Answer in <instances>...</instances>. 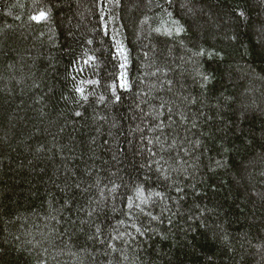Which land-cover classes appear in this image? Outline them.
<instances>
[{
    "label": "trees",
    "instance_id": "16d2710c",
    "mask_svg": "<svg viewBox=\"0 0 264 264\" xmlns=\"http://www.w3.org/2000/svg\"><path fill=\"white\" fill-rule=\"evenodd\" d=\"M44 7L51 8L48 22L29 19ZM167 12L186 34H162L170 24ZM112 37L127 48L123 70ZM201 47L220 55H194ZM86 51L97 57L93 67L82 62ZM74 61H81L82 73ZM121 71L131 90L118 89L122 99L114 104L108 85ZM199 71L212 77L205 87ZM72 76L99 79L100 86H88L96 95L87 103L76 102ZM142 100L143 112L160 103L173 107L175 123L165 134L183 141L189 153L178 148L179 155L190 166L172 174L185 189L169 192L178 197L169 201L172 223L165 213L163 223L151 225L155 231L124 250L122 264H264V0H0V264H38L44 248L53 255L63 249L59 264H107L99 245L86 239L90 229L69 241L50 235L61 226L49 217L76 218L96 195L95 188L85 193L75 183L83 188L99 175L102 183L127 185L120 189L125 193L152 175L141 167L148 152L137 128L151 135L145 126L151 119H142L136 107ZM75 111L83 116L74 117ZM65 199L74 200L72 212L53 211ZM116 203L120 207L119 197ZM118 218L110 210L100 217L106 229ZM80 248L95 253L96 261ZM109 258L121 261L119 253Z\"/></svg>",
    "mask_w": 264,
    "mask_h": 264
},
{
    "label": "snow or ice",
    "instance_id": "6c2138e0",
    "mask_svg": "<svg viewBox=\"0 0 264 264\" xmlns=\"http://www.w3.org/2000/svg\"><path fill=\"white\" fill-rule=\"evenodd\" d=\"M115 4H119V0H113ZM150 3L151 0H148ZM169 5L173 4V0H166ZM186 7V4L181 3L180 8L183 9ZM191 11V9H189ZM240 17H244L245 13L240 11L238 13ZM167 16L170 18L169 26H163V32L161 27H157L154 29L156 33H161L168 37L172 36H182L186 34L188 29L180 22L179 19L173 17L172 12H167ZM51 18V8L44 7L40 8L38 12L31 15L29 19L31 21H35L37 23L40 22H48ZM16 19H20V17H16ZM103 19V17H101ZM149 17L145 16L141 21L142 24L147 23ZM7 27H11L10 25ZM105 35L107 32V24L104 25ZM235 39V37H232ZM115 41L114 47L115 52L113 55L118 56L121 59V63L119 64L120 69H125L129 64L128 59V51L126 46L120 41L112 37ZM88 44H92V40L87 41ZM181 44L183 41L181 40ZM145 56H148V53H144ZM196 56H213L220 55L219 53H215L214 51H208L203 47L196 53ZM84 65L88 67H93L97 62V57L95 55L88 54L85 52L84 57L81 58ZM81 61H74L73 68L77 72V74L82 73L84 71L83 67H79ZM161 70L159 68L156 69L155 72L151 73L152 75H156ZM198 75H200L203 83L201 87H205L207 83L211 80V75L204 73L203 71H199ZM73 81H75L73 85V91L79 97L76 101L79 103L83 101L87 103L91 96H95L94 91H88V86H100L99 79H78L77 76L71 77ZM170 85L172 81H167ZM108 88L113 97L112 103H119L122 99L121 95L118 94V89L123 91L131 90V83L128 80V75L126 71H121L119 76L114 80ZM63 99L67 100V97H63ZM106 97L104 95H100L98 97L99 103H104L106 101ZM188 99L189 103L195 104V98H185ZM141 103H147L146 101H140L137 103L136 107L140 109ZM83 107V105H81ZM143 113L142 119L150 118L151 123L145 120V126L147 128L148 133L151 135H143L145 129L137 128V131L142 133L140 137L141 144L144 146V150L148 152V158L146 163L141 165L142 168L147 167L152 175H146L143 179L136 183L133 187L129 188V191L125 193H121L120 189L122 187H127V185H122L116 183L114 180L109 181L108 183H102L101 177L97 175L95 179V183L92 185H88L86 187L81 186L80 183H75L73 186L76 190L87 193L90 188L96 189V195L91 197L86 207H82L77 209L76 218H73L72 215L68 217H63L62 215H52L49 217L50 220L55 221L57 225L61 226V229H57L53 227L50 231V235H59V236H68L69 241H71L72 237L77 233H84L85 229H90V233L86 236V239L89 241H94L99 248L97 252H100L101 249L102 255L106 258L107 264H113L111 255L113 253H119L121 257V261L119 264H122L123 260H127V255L124 254V250L131 248L132 244L135 242L137 236L145 237L149 235V233L155 231L151 227L154 222L163 223L164 214L169 213L168 223H172V216L176 215V213L172 212V209L169 207V201L177 200L178 197H173L169 194L170 190H174L177 194L184 193L185 189L180 187L179 184L173 179L172 174L177 171H187L186 166L188 165V161L184 160L180 155L178 148L183 150L185 155L189 153V149L183 146V141L178 140L177 136H172L169 139V136L165 134V129L171 127L172 124L175 123L171 119L174 109L172 106L167 105L166 103H160L158 107H150V111L143 112V109H140ZM165 111L167 112V117H165ZM181 122L187 121V116L182 111H176L175 113ZM74 117H82L83 113L81 111H75L73 113ZM162 117H165L162 119ZM101 119H104L101 117ZM165 119L167 123H165ZM115 126V125H114ZM195 123L192 124L194 128ZM63 131V128L60 129ZM158 133V134H157ZM94 142V140H93ZM201 142L199 140L195 141V146H200ZM155 149V150H154ZM44 146L41 145L37 151H43ZM50 150V149H49ZM176 151V156L172 157L171 153ZM227 151V149H225ZM165 154H168V158H165ZM217 167H222L221 161H216ZM175 164V166H173ZM86 174L91 176V171H87ZM113 175H115L113 173ZM153 176L156 177L153 180ZM149 181H152L153 186L149 187ZM192 187H195L194 185ZM120 198V207H117V198ZM111 201V205H109L108 201ZM50 206H51V202ZM74 203L72 199L63 200L60 209H54L59 214H62L64 211L72 212L71 205ZM107 210H110L114 214H119L118 219L111 227L106 229L103 220L100 219L101 215L107 216ZM158 210V211H157ZM80 213H83L84 219L80 218ZM147 221V224L144 221ZM78 226V227H77ZM39 243V242H38ZM67 247V246H66ZM55 255L49 253L47 248L42 249L43 255L41 256L38 264H48L49 260L55 262V264H59L57 260V256L63 253V249L56 250L53 249ZM80 253H87V255L91 256L93 261H96V254L91 252V250L86 248H80ZM69 254L76 260H79V256L77 252L71 251L69 248ZM80 264H83V260H80ZM99 264H103V262H99Z\"/></svg>",
    "mask_w": 264,
    "mask_h": 264
}]
</instances>
